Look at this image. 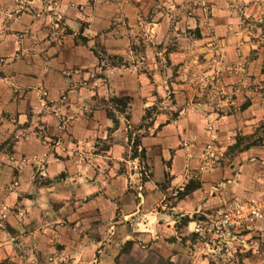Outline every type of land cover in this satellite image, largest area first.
<instances>
[{"label":"crops","instance_id":"crops-1","mask_svg":"<svg viewBox=\"0 0 264 264\" xmlns=\"http://www.w3.org/2000/svg\"><path fill=\"white\" fill-rule=\"evenodd\" d=\"M174 1L0 0V264H223L191 228L264 195V42L221 5Z\"/></svg>","mask_w":264,"mask_h":264},{"label":"rangeland","instance_id":"rangeland-1","mask_svg":"<svg viewBox=\"0 0 264 264\" xmlns=\"http://www.w3.org/2000/svg\"><path fill=\"white\" fill-rule=\"evenodd\" d=\"M207 6H215L221 5L226 8L229 12L230 17H233L237 21L238 27L234 30V36H239L240 33H243L247 38L252 40H257L258 43L264 42V13L262 17L259 13L256 17H254L256 8H260V10L264 11V0H206ZM203 3V0H184L182 2L183 5L187 7L199 6V4ZM180 5V0L174 1V5ZM214 13L207 12V19H210V16H213ZM143 21H150L149 16H141ZM259 17V18H258ZM231 31V30H230ZM212 40L209 43L210 49L214 51V43ZM216 71H211L209 74H205L201 76L200 85L196 89L197 93L205 92L206 88L215 83L218 74ZM171 93L166 92L165 98L161 100L159 103L154 105L153 107L146 110L147 123H149V119L154 117L158 112L167 110L168 106L171 104ZM209 125L207 126V130H209ZM212 129V128H211ZM254 133V143H262L264 141V124L257 125L253 128ZM245 138V137H243ZM238 142L243 144L245 140L241 137L238 138ZM242 141V142H241ZM212 145V143H211ZM12 146V142L7 140L3 143V147L10 148ZM226 152L228 150H216L206 145L203 149L200 160L202 163H206L207 167L219 166L222 161L226 159ZM245 161V159H244ZM195 183V181L193 182ZM0 207V224L6 220L2 211H5V208ZM2 226V225H1ZM3 227V226H2ZM238 241L232 248H230L229 252L226 253L223 249V264H244L243 259L246 258H255L259 261L260 264H264V230H259L254 233V229L250 232L241 233L237 237ZM10 260H5L4 264H11Z\"/></svg>","mask_w":264,"mask_h":264},{"label":"built area","instance_id":"built-area-1","mask_svg":"<svg viewBox=\"0 0 264 264\" xmlns=\"http://www.w3.org/2000/svg\"><path fill=\"white\" fill-rule=\"evenodd\" d=\"M4 60L0 59V63ZM46 97V93L42 94ZM65 99L62 94L61 100ZM60 129L66 127V120H60ZM211 127H209V130ZM77 157L84 160L85 156L81 151L77 152ZM34 160H39L33 157ZM40 164L43 165V158ZM136 216V221H139ZM258 223H264V195L254 197L246 202L232 201L220 208L215 215L198 218L193 221L191 232L199 237L207 238L216 243L219 250H230V244L237 240V237L244 232H250Z\"/></svg>","mask_w":264,"mask_h":264},{"label":"trees","instance_id":"trees-1","mask_svg":"<svg viewBox=\"0 0 264 264\" xmlns=\"http://www.w3.org/2000/svg\"><path fill=\"white\" fill-rule=\"evenodd\" d=\"M130 98L128 97H119V98H114L112 101L117 104V105H121V106H125L128 102H129ZM109 115V114H108ZM110 116V115H109ZM147 116H144V119H146ZM137 145L134 143V147H136ZM194 188H196V185L193 184V182H189L185 188H184V192H182V194L187 193L191 190H193ZM189 219H184V223L189 222Z\"/></svg>","mask_w":264,"mask_h":264}]
</instances>
